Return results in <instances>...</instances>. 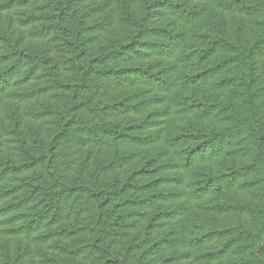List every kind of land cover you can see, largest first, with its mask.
<instances>
[{"label":"trees","instance_id":"1","mask_svg":"<svg viewBox=\"0 0 264 264\" xmlns=\"http://www.w3.org/2000/svg\"><path fill=\"white\" fill-rule=\"evenodd\" d=\"M263 17L264 0H0V97L19 104L0 234L61 264H264ZM23 258L0 240V264Z\"/></svg>","mask_w":264,"mask_h":264},{"label":"rangeland","instance_id":"2","mask_svg":"<svg viewBox=\"0 0 264 264\" xmlns=\"http://www.w3.org/2000/svg\"><path fill=\"white\" fill-rule=\"evenodd\" d=\"M214 10L212 9L209 12V16L205 19V21L203 23L202 26L206 27L208 25V23H211V17L214 14ZM15 12L14 11H9L4 13V16L6 18L10 17H15ZM231 17H229L230 23L229 25V29L233 30L235 27V19H230ZM264 18V17H263ZM237 20V19H236ZM111 35V31L110 28L108 29L107 32L103 33L102 36L105 38H108ZM263 57V64H261L262 66L264 65V56ZM260 66V67H262ZM262 69L260 68V70L258 71L259 73H261ZM187 93V92H186ZM217 93V92H216ZM229 93H231L230 90H224L220 93L219 96L222 97H226L227 95H229ZM190 97H194V95L198 96V93H196V90H194L192 92V90H190V93H188ZM2 97H0V119L2 117L1 113L10 115L11 114V110L14 109V107H17L19 104L15 103V102H11L10 100H2ZM51 103H55L53 102L52 99H47V100H42L41 101V105L42 104H51ZM38 107V105L35 104H29V105H21L20 106V118L22 119L23 123H24V127L23 129H21L20 131V135L26 137V139H30L33 137V132L36 130L37 124L39 122H37L34 119H31V117L29 115H27V113H29V111L31 109H36ZM15 110V109H14ZM186 117H180L179 121L184 122L185 123V119ZM183 119V120H181ZM43 121V120H42ZM41 121V122H42ZM217 121H213L211 123V125L215 124ZM219 126H223V125H228L229 122L226 121H222L220 118V121L217 122ZM42 124V123H41ZM43 128H48L47 124L45 123L43 125ZM8 145V144H7ZM29 145H31V143H29ZM11 151L10 149L8 150V152ZM231 158L228 159V163H231ZM252 192H244L241 193L242 197L245 198H249L251 197ZM0 240H4L6 242H8V244H10V246L13 249H16L17 251H20L22 253V255H24V258L22 259V263L21 264H61L64 262H68L69 263V259L68 257H64L58 260H49V257L51 256H56V254L53 252V250L51 248H49V246H47V244H43L41 242H32L26 239H22V238H18V237H7L5 235L0 234ZM49 245V243H48Z\"/></svg>","mask_w":264,"mask_h":264}]
</instances>
